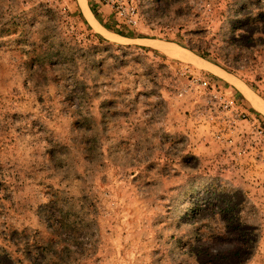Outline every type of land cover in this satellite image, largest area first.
Instances as JSON below:
<instances>
[{
	"label": "rangeland",
	"instance_id": "rangeland-1",
	"mask_svg": "<svg viewBox=\"0 0 264 264\" xmlns=\"http://www.w3.org/2000/svg\"><path fill=\"white\" fill-rule=\"evenodd\" d=\"M212 65L264 122V0H0V264H264V142Z\"/></svg>",
	"mask_w": 264,
	"mask_h": 264
},
{
	"label": "built area",
	"instance_id": "built-area-1",
	"mask_svg": "<svg viewBox=\"0 0 264 264\" xmlns=\"http://www.w3.org/2000/svg\"><path fill=\"white\" fill-rule=\"evenodd\" d=\"M135 17V12L132 10L125 21L128 26L136 25ZM192 83L198 90L203 91L208 112L216 114L218 120H221L230 132H234L239 123L245 122L253 128L258 139L264 142V122L258 115L247 109L242 98L208 77H192Z\"/></svg>",
	"mask_w": 264,
	"mask_h": 264
},
{
	"label": "crops",
	"instance_id": "crops-1",
	"mask_svg": "<svg viewBox=\"0 0 264 264\" xmlns=\"http://www.w3.org/2000/svg\"><path fill=\"white\" fill-rule=\"evenodd\" d=\"M94 18V17H93ZM95 19V18H94ZM97 22V21H96ZM98 23V22H97ZM139 42H141L143 45L148 46L147 41L149 39H137ZM214 66V65H212ZM215 70H211V73H213L215 76L220 77L224 79L227 83L229 82L233 88H231V91H233L239 98H247V100L250 102L249 99L255 100L256 98L252 95L251 91L243 85L238 80L231 78L230 75L225 74L223 71L218 69L216 66L212 67ZM247 100L245 101L247 103ZM251 104V103H250Z\"/></svg>",
	"mask_w": 264,
	"mask_h": 264
},
{
	"label": "bare ground",
	"instance_id": "bare-ground-1",
	"mask_svg": "<svg viewBox=\"0 0 264 264\" xmlns=\"http://www.w3.org/2000/svg\"><path fill=\"white\" fill-rule=\"evenodd\" d=\"M85 7V6H84ZM84 10V9H83ZM91 16V15H90ZM162 45V43H161ZM164 45V44H163ZM155 46H159L158 44H156ZM175 47V46H174ZM159 50H162L163 53H165L166 55H169L171 57H177L179 56L178 53L179 51L176 49V48H173V47H170V46H159L158 47ZM185 56V54H184ZM179 58V57H178ZM263 103V102H262ZM261 102L257 101L256 100V104H257V108L260 109L259 111L263 112L264 113V103L262 105Z\"/></svg>",
	"mask_w": 264,
	"mask_h": 264
},
{
	"label": "trees",
	"instance_id": "trees-1",
	"mask_svg": "<svg viewBox=\"0 0 264 264\" xmlns=\"http://www.w3.org/2000/svg\"><path fill=\"white\" fill-rule=\"evenodd\" d=\"M197 55L203 59L206 58L200 54H197ZM34 61L36 63V67L41 68L43 70L45 68L44 66L46 65V63H50L51 59L48 56L37 55L35 56Z\"/></svg>",
	"mask_w": 264,
	"mask_h": 264
}]
</instances>
